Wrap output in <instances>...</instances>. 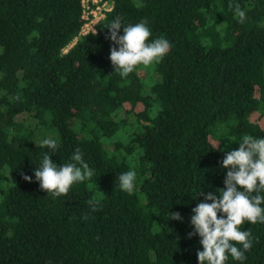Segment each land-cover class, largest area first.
I'll use <instances>...</instances> for the list:
<instances>
[{
    "label": "trees",
    "instance_id": "trees-1",
    "mask_svg": "<svg viewBox=\"0 0 264 264\" xmlns=\"http://www.w3.org/2000/svg\"><path fill=\"white\" fill-rule=\"evenodd\" d=\"M104 1L95 32L80 35V0H0V264H199L192 209L219 196L243 136L264 138L252 120L264 116V0ZM117 17L146 21L169 52L122 78L107 28ZM77 148L94 175L53 197L34 170ZM130 169L131 195L117 180ZM241 230L252 247L226 264H264V223Z\"/></svg>",
    "mask_w": 264,
    "mask_h": 264
},
{
    "label": "clouds",
    "instance_id": "clouds-1",
    "mask_svg": "<svg viewBox=\"0 0 264 264\" xmlns=\"http://www.w3.org/2000/svg\"><path fill=\"white\" fill-rule=\"evenodd\" d=\"M234 8L240 23H244L246 12L240 5L229 4ZM123 27V35L118 31ZM107 28L110 39L117 47L110 50V60L122 78L128 77L138 65L145 67L159 63L171 48L170 42L163 37L150 41L151 30L146 21L136 24L122 25L119 17L115 18ZM95 34V33H93ZM19 99V96L16 97ZM41 147H47L51 152L58 149L55 139L46 138L41 141ZM70 163L57 165L51 155L45 153L39 166L34 170L35 178L40 188L53 197L67 195L74 184L89 180L94 170L83 160L79 148L71 156ZM222 167L228 169L224 188L219 196L213 192L205 194V201L192 209L190 223L193 231L189 238L198 234L203 250L197 252L199 264H226L229 255L237 261L246 260L245 253L251 249L253 238L250 230H241L247 222L251 224L264 223V138L252 135L243 136L237 150L228 151L222 161ZM31 181L32 177H23ZM121 191L131 195L136 187L137 173L130 169L118 177ZM92 211H98L101 201L90 199L87 202ZM87 219V216L82 217ZM169 219L182 220L179 212H169ZM238 245L240 247H238Z\"/></svg>",
    "mask_w": 264,
    "mask_h": 264
},
{
    "label": "built area",
    "instance_id": "built-area-1",
    "mask_svg": "<svg viewBox=\"0 0 264 264\" xmlns=\"http://www.w3.org/2000/svg\"><path fill=\"white\" fill-rule=\"evenodd\" d=\"M82 7L81 18L84 23L81 26L80 35L95 32V24L104 16L105 11L111 8L104 0H80Z\"/></svg>",
    "mask_w": 264,
    "mask_h": 264
},
{
    "label": "rangeland",
    "instance_id": "rangeland-1",
    "mask_svg": "<svg viewBox=\"0 0 264 264\" xmlns=\"http://www.w3.org/2000/svg\"><path fill=\"white\" fill-rule=\"evenodd\" d=\"M145 69V68H144ZM144 72V71H143ZM142 72V74H144ZM146 82V81H145ZM138 109H141V106L140 105H138V107H137V110ZM252 120L254 121V122H258L260 125H262L263 127H264V116H261L260 114H258V113H254L253 115H252Z\"/></svg>",
    "mask_w": 264,
    "mask_h": 264
}]
</instances>
